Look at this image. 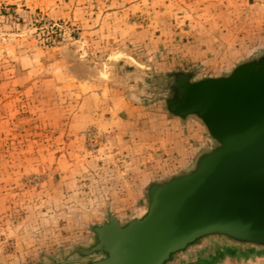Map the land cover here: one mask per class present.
Instances as JSON below:
<instances>
[{
	"label": "rangeland",
	"instance_id": "374dc122",
	"mask_svg": "<svg viewBox=\"0 0 264 264\" xmlns=\"http://www.w3.org/2000/svg\"><path fill=\"white\" fill-rule=\"evenodd\" d=\"M262 49L264 0H0V264H51L107 210L141 213L209 143L166 113L167 75L220 76Z\"/></svg>",
	"mask_w": 264,
	"mask_h": 264
},
{
	"label": "water",
	"instance_id": "95a60500",
	"mask_svg": "<svg viewBox=\"0 0 264 264\" xmlns=\"http://www.w3.org/2000/svg\"><path fill=\"white\" fill-rule=\"evenodd\" d=\"M166 113L205 129L191 165L145 189L144 209L120 221L110 210L91 240L51 264H191L225 250L264 253V49L218 77L173 72Z\"/></svg>",
	"mask_w": 264,
	"mask_h": 264
},
{
	"label": "crops",
	"instance_id": "0c3cea01",
	"mask_svg": "<svg viewBox=\"0 0 264 264\" xmlns=\"http://www.w3.org/2000/svg\"><path fill=\"white\" fill-rule=\"evenodd\" d=\"M207 77H218V76H212V75H208ZM106 120L108 119V118H105ZM109 122V121H108ZM111 122H116V121H111ZM183 122H185V120L183 121ZM110 123V122H109ZM105 124H107V123H105ZM122 124H124V123H122ZM108 126H110L109 124H108ZM203 143V144H202ZM198 145L199 146H201V147H199V148H204L205 146H207L208 145V143H205V145H204V142H203V140L201 139L199 142H198ZM145 188V187H144ZM144 190V189H143Z\"/></svg>",
	"mask_w": 264,
	"mask_h": 264
},
{
	"label": "flooded vegetation",
	"instance_id": "af4514ba",
	"mask_svg": "<svg viewBox=\"0 0 264 264\" xmlns=\"http://www.w3.org/2000/svg\"><path fill=\"white\" fill-rule=\"evenodd\" d=\"M205 260V259H204Z\"/></svg>",
	"mask_w": 264,
	"mask_h": 264
}]
</instances>
